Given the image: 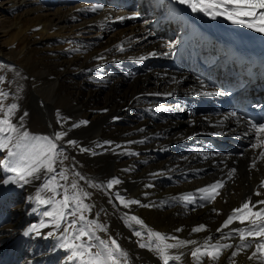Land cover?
I'll return each instance as SVG.
<instances>
[{
    "label": "bare ground",
    "instance_id": "6f19581e",
    "mask_svg": "<svg viewBox=\"0 0 264 264\" xmlns=\"http://www.w3.org/2000/svg\"><path fill=\"white\" fill-rule=\"evenodd\" d=\"M72 1L78 3L69 8L65 5L70 0L0 3L4 17L0 18V76L8 81V89H0L8 93L5 105H18L13 122L20 126L19 118L27 112L21 131L49 137L66 131L58 144L74 140L89 151L65 146L70 158L65 167L74 166L93 184L106 185L119 178V185L99 190L140 202L132 205L134 210L116 215L115 234L104 220H97L107 229L97 231V236L131 248L126 250L127 261L138 258V264H148L145 260L152 257L162 264L153 251L139 249L148 239L146 229L127 219L135 215L155 232L196 241L170 250L180 260L169 264H196L191 251L205 241L233 248L215 262L203 257L204 264H230L232 259L235 264H258L247 258L252 249L231 255L241 243L233 230L245 225L234 222L223 232L217 229L249 197L264 199L259 187L264 162L251 169L256 157L250 148L253 135H246L247 124L238 115L228 117L235 110L223 99L221 88L206 85L208 77L221 82L229 74L241 73L235 53L256 55L257 38L223 16L193 11L178 0H106L105 5ZM55 6L57 10L48 13ZM93 7L98 10L90 11ZM126 7L133 8V14ZM142 56L145 59H139ZM198 60L208 64L207 71L200 69ZM255 75L260 85L264 72ZM204 91L218 95L197 94ZM219 106L224 111L215 115ZM236 148L241 155L231 153ZM7 159L6 150H0V181L14 175L5 166ZM233 168L236 173L229 179ZM221 180L225 186L214 202L201 199L199 189ZM41 183H0V264H73L60 247L59 234L47 236L53 231L50 227L25 235L30 227L46 221L45 206L31 199ZM256 191L262 195L255 196ZM187 194L193 202L180 199ZM104 209L97 207L94 217ZM199 225L205 230L193 232ZM135 231L143 237L132 236ZM229 234L233 238L225 239ZM128 236L137 239L139 247L128 242Z\"/></svg>",
    "mask_w": 264,
    "mask_h": 264
},
{
    "label": "snow or ice",
    "instance_id": "6c2138e0",
    "mask_svg": "<svg viewBox=\"0 0 264 264\" xmlns=\"http://www.w3.org/2000/svg\"><path fill=\"white\" fill-rule=\"evenodd\" d=\"M178 2L191 7L193 11H202L213 17L223 16L233 24L244 25L256 32L264 33V0H178ZM97 10V7L90 9L92 12ZM77 51L79 50L77 49ZM152 55H155V53ZM139 59L143 60L145 57L142 56ZM3 82L4 78L0 76V83ZM201 87L207 86L204 82H201ZM197 94L204 96L218 95V93L212 91ZM7 97L8 93L0 89V150H6L8 159L5 166L14 175L0 181V183L5 185L19 183L23 186L34 181H42L35 196L31 199L37 205L46 208L42 213L46 221L42 220L38 226L33 225L25 235L32 232L39 234V229L50 227L53 231L48 232L47 236L59 234L60 247L69 253L68 259L73 264H127L128 254L115 239L109 237L105 240L96 235L97 231L106 233L107 229L97 220L88 219L87 214L92 211L94 205L85 203V201L89 200L92 194L85 191L79 183V181H85L90 188L102 189L106 187L110 190L114 185H119L121 180L113 178L106 185L93 184L80 172L76 171L74 166L71 169L65 167V161L70 159L64 150L65 146L71 145L78 148L80 152H88L89 149L80 147L74 140H67L64 144H58L57 142L62 141L67 135L66 131L56 132L51 137L34 136L27 130L21 131L23 118L27 116V112L19 118L20 126H18L12 119L18 105L16 103L5 105L3 101ZM159 110L165 111L163 107ZM228 117L235 118L237 113L231 112ZM81 123L86 124L87 122L83 121ZM237 123H239V120H237ZM247 125L246 135L249 133L253 135L250 148L256 152V157L250 167L255 170L258 163L264 162V122L248 120ZM73 126L78 127L79 125ZM140 131H143V129ZM130 154L135 155L136 153ZM71 159L74 161V157ZM235 173L236 169H231L228 178L232 179ZM224 186L225 182L221 180L198 191L203 193L201 199L214 202L216 197L220 195L219 190ZM259 187L264 189V180L261 181ZM254 195L259 197L262 193L256 191ZM116 199L124 208L140 203L138 200L126 201L119 193H116ZM180 199L189 203L193 202L191 194L184 195ZM141 206L149 207V205ZM200 206L203 207L204 205L201 204ZM262 206H264V199L253 201L249 197L240 207L233 209L222 227L217 229L218 232H223V229L229 228L234 222L245 225V227L233 230L241 242L236 246L237 251L232 252L233 258L238 255L239 250L252 249L251 254L247 257L248 260L264 264V207ZM127 219L146 229L148 242L140 243L139 246L153 251L162 261V264H169L170 260H180V256H172L170 250L180 249L187 244L196 243V241L178 240L175 237H169L166 234L148 229L144 222L135 215ZM204 230V225L192 229L196 233ZM177 231H181V229H177ZM134 234L137 237L142 235L141 231H135ZM224 238L232 239L233 236L229 234ZM173 239H176L177 242H167ZM231 248H233L232 244L220 245L205 241L202 246L195 247L191 251V256L196 264H204L203 257H208L215 262L219 260L223 251ZM230 264H235V260L232 259Z\"/></svg>",
    "mask_w": 264,
    "mask_h": 264
},
{
    "label": "rangeland",
    "instance_id": "374dc122",
    "mask_svg": "<svg viewBox=\"0 0 264 264\" xmlns=\"http://www.w3.org/2000/svg\"><path fill=\"white\" fill-rule=\"evenodd\" d=\"M4 2V0H0V3L1 2ZM77 1H72V0H70V2L69 3H67L65 6L67 7V8H69V7H73V6H75V5H77ZM57 8H58V6H55V7H52L49 11H48V13L50 12V13H53V12H55L56 10H57ZM131 10H133V9H131ZM129 11V10H126V12H131L132 13V11ZM22 11H19L17 14H19V13H21ZM133 14V13H132ZM2 17V15H0V18ZM6 17V16H5ZM4 17H2L1 19H3ZM110 35V34H109ZM105 38H108V36H106ZM103 39V38H102ZM104 40V39H103ZM61 45V44H60ZM29 66H32V63L31 64H29ZM32 71H33V69H32ZM6 81V82H5ZM7 83H8V81L7 80H5L4 79V82L3 83H0V88H2V89H8V87H6V85H7ZM66 167H71L70 165H66ZM79 170H81V167H79ZM88 180H90L91 182H92V180L91 179H89L88 178ZM81 187L82 188H84V190L85 191H87V192H90L91 194H92V197L89 199V200H86L85 201V203H89V204H91V203H93L92 205H94V207H93V209H92V211L93 212H91V213H88L87 214V216H88V219H95V220H104L105 222H106V224L108 225V227H109V229L111 230V232L112 233H114L115 234V230L117 229V223H119L116 219H119V218H117L116 217V215L118 214V215H120L121 213H120V210H123V211H128V210H134L133 208H132V205H129V207L128 208H124L123 207V205L120 207L119 206V204H118V200L116 199V195H113V196H108V192H102L101 190H99V188H90V187H88V185H87V183L85 182V184L84 185H81ZM97 193V194H96ZM103 195V196H102ZM107 196H108V200H106V198H107ZM106 197V198H105ZM110 199H111V202H110ZM115 200V201H114ZM111 203V204H110ZM117 203V204H116ZM99 204V205H98ZM109 206H111V207H109ZM114 206V207H113ZM97 207H105V209L103 210V211H105L103 214H100V216L97 218L96 216L94 217V211H96L95 209L97 208ZM111 208H112V210H111ZM110 210V211H109ZM116 210V211H115ZM115 211V212H114ZM35 213V212H34ZM91 214V215H90ZM93 214V215H92ZM103 215V216H102ZM103 218H102V217ZM93 217V218H92ZM105 217V218H104ZM101 218V219H100ZM112 221V222H111ZM136 228H140V226H136ZM113 229V230H112ZM131 233V235L132 236H136L134 233L135 232H130ZM101 237V236H100ZM141 237H143V236H141ZM102 238V237H101ZM126 240L128 241V242H133L134 244L135 243H137V247H139L138 246V242H137V239H135L134 241H133V238L131 237V236H128L127 238H126ZM121 246V248L126 252V250L127 249H131V248H128V247H126V246H124L123 244L122 245H120ZM139 249H142V248H139ZM144 260H145V258H144ZM148 264H158V262L159 261H157V260H155L154 259V262L152 261V257H151V259H146L145 260ZM139 263V259L138 258H133V259H130V260H128L127 261V264H138Z\"/></svg>",
    "mask_w": 264,
    "mask_h": 264
}]
</instances>
